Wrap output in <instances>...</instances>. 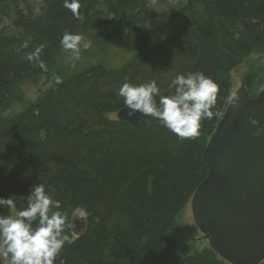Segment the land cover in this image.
Listing matches in <instances>:
<instances>
[{"label": "trees", "instance_id": "16d2710c", "mask_svg": "<svg viewBox=\"0 0 264 264\" xmlns=\"http://www.w3.org/2000/svg\"><path fill=\"white\" fill-rule=\"evenodd\" d=\"M79 3L83 20L63 0H0V199L15 198L19 211L43 184L61 204L74 242L54 264H227L209 247L187 254L179 217L206 176L202 156L231 98V71L259 57L241 79L251 97L264 89V0ZM66 31L89 45L57 67ZM41 45L46 70L25 59ZM189 73L220 89L221 116L203 120L199 138L181 141L151 117L130 125L113 116L125 108V82L154 80L158 103ZM41 76L49 86L10 113L20 86ZM77 209L87 219L76 220ZM9 211L0 206V216Z\"/></svg>", "mask_w": 264, "mask_h": 264}, {"label": "water", "instance_id": "95a60500", "mask_svg": "<svg viewBox=\"0 0 264 264\" xmlns=\"http://www.w3.org/2000/svg\"><path fill=\"white\" fill-rule=\"evenodd\" d=\"M240 98L238 111L232 98ZM127 109L118 121L140 125L146 117L129 119ZM264 129V89L251 97L241 85L203 152L207 173L190 200L194 225L209 248L227 264H260L264 260V134L259 137L249 119Z\"/></svg>", "mask_w": 264, "mask_h": 264}, {"label": "clouds", "instance_id": "9594fccd", "mask_svg": "<svg viewBox=\"0 0 264 264\" xmlns=\"http://www.w3.org/2000/svg\"><path fill=\"white\" fill-rule=\"evenodd\" d=\"M152 2L155 3V0ZM63 7L72 13L74 19L83 20L79 0H63ZM82 39L81 35L67 31L62 36L61 48L72 52L73 61L80 59ZM28 46L26 41L21 47ZM43 48L41 45L33 53L26 54L25 59L46 70L45 63L40 60ZM60 82L58 78L57 83ZM169 88L175 89L174 94L160 96L158 103L156 97L160 89L154 80L140 86L125 82L118 95L123 98L129 119L137 113L146 118L151 117L181 141L199 138L201 122L221 116L219 111H213L217 106L219 85L204 74L177 75ZM231 106L235 111L239 110L238 96H233ZM249 123L257 128L254 136L264 134V129L258 127L259 121L250 118ZM14 200L0 199V206L15 211L14 216H0V258L3 264H54L64 245L74 242L70 235L65 234L74 225L68 222L66 214L57 211L61 204L46 193L43 184L33 187L27 197L26 207L21 210L16 209ZM87 216L88 213L83 209H77L74 213L76 220H85Z\"/></svg>", "mask_w": 264, "mask_h": 264}, {"label": "rangeland", "instance_id": "374dc122", "mask_svg": "<svg viewBox=\"0 0 264 264\" xmlns=\"http://www.w3.org/2000/svg\"><path fill=\"white\" fill-rule=\"evenodd\" d=\"M89 45V42L87 39H84L81 41L80 48H87ZM72 57V52L65 51L64 54L60 59H58L57 67H61L66 65L69 60ZM259 57L252 56L242 65L235 68L230 73V83H231V96L234 94V92L242 85V79L241 75L247 65L248 60H255ZM261 59H264V56L260 57ZM49 78L47 76H41L36 84H31L29 82H25L20 86V93L22 95V101L20 103L14 102L11 107L10 113H16L20 111L25 105H27L29 102H32L35 100L36 96L43 90H45L49 86ZM114 117L116 114L113 115ZM15 211L11 210L9 211V216H14ZM179 223L181 224L182 232L185 236V245H186V253L190 254L193 250H201L203 248L209 247L208 241L204 238V236L198 231V229L195 227L192 214H191V208L190 203L186 206L185 210L179 217ZM179 253V250L175 253L177 255Z\"/></svg>", "mask_w": 264, "mask_h": 264}]
</instances>
